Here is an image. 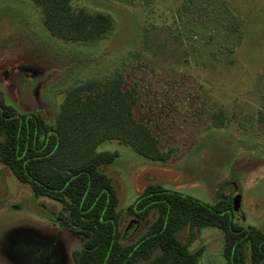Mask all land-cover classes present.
<instances>
[{"label": "rangeland", "instance_id": "1", "mask_svg": "<svg viewBox=\"0 0 264 264\" xmlns=\"http://www.w3.org/2000/svg\"><path fill=\"white\" fill-rule=\"evenodd\" d=\"M73 6L109 14L114 29L93 43L66 41L50 33L33 1L0 0V87L7 90L6 73L10 81L20 72L46 77L34 98L54 122L67 88L122 71L125 86L138 87L136 117L163 150L175 151L164 163L118 140L100 143L99 151L119 152L103 170L120 206L151 183L209 204L239 195L234 221L264 228V0H73ZM7 101L26 107L20 97ZM62 208L0 161V264H74L82 236L54 220ZM132 222L123 218L124 227ZM144 227L128 229L126 241ZM222 242V231L208 226L190 248H203L199 264H229Z\"/></svg>", "mask_w": 264, "mask_h": 264}, {"label": "trees", "instance_id": "2", "mask_svg": "<svg viewBox=\"0 0 264 264\" xmlns=\"http://www.w3.org/2000/svg\"><path fill=\"white\" fill-rule=\"evenodd\" d=\"M31 1L60 39L93 43L114 29L109 14L75 9L73 0ZM124 78L117 70L67 88L54 122L37 110L17 113L0 100V161L36 194L62 203L60 225L82 236L74 264H199L203 248L191 250L190 244L208 226L222 231L229 264H264V228L235 222L231 196L209 204L151 183L133 203L120 206L113 179L103 170L119 152L99 151L98 145L118 140L164 163L175 151L163 150L150 125L136 117L138 87H126ZM216 124H224L221 115ZM124 217L132 224L124 227ZM139 224L144 232L126 241L127 230Z\"/></svg>", "mask_w": 264, "mask_h": 264}, {"label": "flooded vegetation", "instance_id": "3", "mask_svg": "<svg viewBox=\"0 0 264 264\" xmlns=\"http://www.w3.org/2000/svg\"><path fill=\"white\" fill-rule=\"evenodd\" d=\"M11 72V71H10ZM26 74L29 73V71H25ZM22 74V75H20ZM20 74L18 76H14L11 81L8 79L9 73H6V77L5 78V87L7 88L8 92L6 89H3L2 86L0 87V100L5 103L6 105H10L12 106L17 113L20 114H32L35 110H37V113H40L39 110V106L37 107V109H33L28 102L25 100V93L29 92L31 94V96L33 97L34 101L35 100V89H36V85L37 83H41L43 80H39L40 77H32V78H26L22 72H20ZM25 78H24V77ZM43 79H45L46 77H42ZM4 87V86H3ZM12 87H14V93L12 90H10ZM20 93H19V92ZM17 92H18V97H17ZM5 95V96H4ZM9 97V99H17L20 97V99L22 100L23 104H25L26 107H24L23 109L19 110L15 105L9 103L7 101V97ZM38 105V104H37ZM2 135L0 134V139H1ZM59 213V212H58ZM58 215V214H57ZM57 215H55L54 220L56 222L59 223L58 219H57ZM60 224V223H59Z\"/></svg>", "mask_w": 264, "mask_h": 264}, {"label": "water", "instance_id": "4", "mask_svg": "<svg viewBox=\"0 0 264 264\" xmlns=\"http://www.w3.org/2000/svg\"><path fill=\"white\" fill-rule=\"evenodd\" d=\"M39 80H43V78H40ZM25 100L28 102V104L33 109H37L38 105H37L36 101H34L33 97L31 96V94L29 92L25 93ZM233 204H234V210L238 211L240 208V204H241V198L239 195H237L233 198Z\"/></svg>", "mask_w": 264, "mask_h": 264}]
</instances>
